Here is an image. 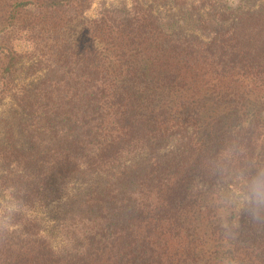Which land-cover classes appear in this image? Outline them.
Wrapping results in <instances>:
<instances>
[{"label":"trees","instance_id":"1","mask_svg":"<svg viewBox=\"0 0 264 264\" xmlns=\"http://www.w3.org/2000/svg\"><path fill=\"white\" fill-rule=\"evenodd\" d=\"M157 1L191 32L144 0L96 17L94 0H0V102L24 114L0 137L20 208L0 264H264V212L220 189L264 171V0ZM73 181L93 186L61 219L23 214Z\"/></svg>","mask_w":264,"mask_h":264},{"label":"rangeland","instance_id":"2","mask_svg":"<svg viewBox=\"0 0 264 264\" xmlns=\"http://www.w3.org/2000/svg\"><path fill=\"white\" fill-rule=\"evenodd\" d=\"M149 5H152L158 14L165 16L167 18H171L173 20V14H177L179 29L185 32H191V26L188 24V20H191L188 16L185 20L183 10H178L172 2H161L157 0H144ZM221 1V0H220ZM229 5L237 6L239 4L245 8H254L258 7L261 2H251L248 0H223ZM131 0H94L93 6L87 12V16L89 17H96L99 15L103 8H114V9H127L130 6ZM177 20V19H176ZM181 20V21H180ZM176 24V23H175ZM39 75L36 76H25V73L18 72L17 73V81L18 82H35L38 79ZM24 114L22 109L15 103L12 98H6L2 102H0V137H3L4 128L8 124H12L14 130L18 132L20 128V121L23 119ZM25 137H21V141L19 142L20 146H25ZM93 184L90 182H79L73 181L65 190L62 199L58 200V198L52 200L47 203L46 205L39 206L38 208H30L24 207L23 214L26 216H33L41 218L45 226H49L51 221L56 219H61V214H64L66 211H71L73 209V205L75 204V198L83 194L84 191L91 190ZM220 189L224 196H226L232 203L236 206L237 210L240 211L244 202L240 200L235 194L238 193L237 190L235 191L233 188L228 187L227 185L220 186ZM10 191L3 190L0 188V207H4L5 211H7V206L9 204L15 206L16 209H20L19 205L16 201L12 198V196L5 200L4 198L8 195ZM61 196V195H60ZM59 196V197H60ZM8 212V211H7ZM50 238V241L55 246L57 250H63L68 247V242L66 240L65 235H52L50 233H46Z\"/></svg>","mask_w":264,"mask_h":264},{"label":"clouds","instance_id":"3","mask_svg":"<svg viewBox=\"0 0 264 264\" xmlns=\"http://www.w3.org/2000/svg\"><path fill=\"white\" fill-rule=\"evenodd\" d=\"M240 200L247 205V210L256 219L261 212H264V171H260L250 178L246 183L243 191L235 194ZM11 197V193L4 198L5 200ZM8 212L16 211L15 206L9 204L6 209ZM4 207H0V227L4 226Z\"/></svg>","mask_w":264,"mask_h":264}]
</instances>
